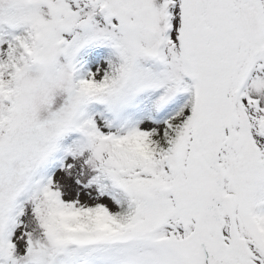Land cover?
<instances>
[{
    "label": "snow or ice",
    "instance_id": "1",
    "mask_svg": "<svg viewBox=\"0 0 264 264\" xmlns=\"http://www.w3.org/2000/svg\"><path fill=\"white\" fill-rule=\"evenodd\" d=\"M0 264H264V0H0Z\"/></svg>",
    "mask_w": 264,
    "mask_h": 264
}]
</instances>
